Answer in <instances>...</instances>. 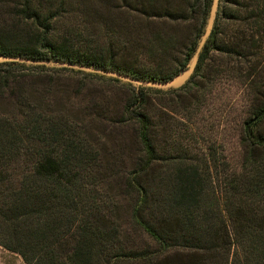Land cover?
<instances>
[{"label": "trees", "instance_id": "1", "mask_svg": "<svg viewBox=\"0 0 264 264\" xmlns=\"http://www.w3.org/2000/svg\"><path fill=\"white\" fill-rule=\"evenodd\" d=\"M66 5L69 0H16L14 17L29 21L31 30L17 29L21 27L15 20L11 30L0 27V54L108 70L138 81H166L178 74L163 78L123 68L114 56L109 59V49H78L79 30L56 33ZM210 5L211 0H190L164 16L190 20V13L200 7L205 22ZM263 6L264 0H222L195 72L182 88L202 79L210 54L239 62L257 57L254 37L264 30ZM228 28H234L229 36ZM197 43L196 39L188 48L186 63ZM159 44L166 53L170 40L160 39ZM64 74L119 83L65 68L0 64V246L24 264H232L231 232L220 216L217 198L206 196V180L198 167L188 165L186 157L174 159L178 164L171 174L167 171L163 178L147 182L160 157L155 123L144 107L147 96L160 91L123 83L130 99L122 114L109 119L111 134L131 130L139 162L131 170L113 171L122 163L121 155L109 149V162H114L109 164L108 183L104 173L92 171L98 162L93 128L106 119L104 108L94 103L74 111L64 100L66 88L58 82ZM263 121L264 104L242 124L244 139L261 150L264 136L257 130ZM253 171L241 177L240 188L229 185L233 198L239 195L236 204L231 203L238 208L240 264H264V227L253 224L264 210L253 206L255 199L264 204V170L259 165Z\"/></svg>", "mask_w": 264, "mask_h": 264}, {"label": "rangeland", "instance_id": "2", "mask_svg": "<svg viewBox=\"0 0 264 264\" xmlns=\"http://www.w3.org/2000/svg\"><path fill=\"white\" fill-rule=\"evenodd\" d=\"M188 1L69 0L66 13L62 14L56 25V33L61 36L68 29L79 30L76 42L78 49H83V46L104 51L109 49V59L114 56V61L120 67L159 73L163 78H168L186 69L189 64L185 62L187 50L196 39L199 43L206 26L208 15L204 22L200 7L190 13L193 15L190 20L176 21L171 16H164L168 11L184 8ZM15 2L0 0V27L11 30L15 20L19 21L21 27L17 29L31 30L29 21L15 19ZM221 5L222 0L218 11ZM262 24L264 27V22ZM233 30L226 29L228 36ZM254 38L259 47L256 58L239 62L210 54L202 79H196L195 85L182 88L189 83L190 78L180 88L159 90V94L147 96L144 107V112L155 123V147L160 157L147 175L150 179H146L147 182L151 183L156 177L163 178L167 171L171 174L178 164L174 159L186 157L189 163L186 164L198 167L201 177L206 180V196L212 194L217 198L220 216L231 232L232 264H240L242 244L241 229L238 228L240 223L235 215L239 195L233 198L234 193H231L229 185L233 182L236 188H240L242 176L252 175L259 165L264 170V150L251 147L244 139L242 129V124L252 117L255 109L264 104V30L257 31ZM160 39L170 40L166 53L159 47ZM184 64L185 69L182 68ZM58 82L66 88L64 100L74 107V111L90 108L94 103L104 108L102 116L106 119L99 120L93 128L98 162L92 171L104 173L105 181L109 183V164L114 162H109V149L121 155L118 160L122 163L116 164L113 171L134 168L139 162V151L131 130L126 133L117 130L115 136L111 134L112 126L109 123V119L122 114L130 99V89L124 87L121 81H85L80 76L68 74L62 75ZM257 131L264 136V121ZM113 138H116L115 146ZM253 206L264 209L260 199H255ZM228 207L233 210H228ZM258 215L260 217L256 216L253 224L257 228L259 225L264 227V222H259V219L264 220V210ZM0 264L24 262L18 255L0 246Z\"/></svg>", "mask_w": 264, "mask_h": 264}, {"label": "water", "instance_id": "3", "mask_svg": "<svg viewBox=\"0 0 264 264\" xmlns=\"http://www.w3.org/2000/svg\"><path fill=\"white\" fill-rule=\"evenodd\" d=\"M220 0H211V5L208 12V18L204 33L199 40V43L189 60V64L186 69L176 75L174 78L168 81H138L127 75H122L113 71L99 70L95 68H89L79 65H71L65 62H41L21 57H11L0 54V64H24L27 66H45L48 68H65L73 71H80L85 74L95 75L106 79L118 80L123 83L131 84L133 87L138 89L139 87L150 88L153 90L168 91L182 87L194 74L196 66L198 64L199 56L203 51L215 25Z\"/></svg>", "mask_w": 264, "mask_h": 264}]
</instances>
